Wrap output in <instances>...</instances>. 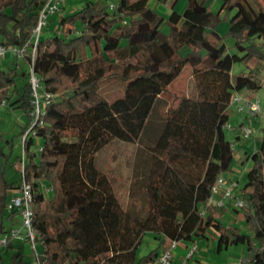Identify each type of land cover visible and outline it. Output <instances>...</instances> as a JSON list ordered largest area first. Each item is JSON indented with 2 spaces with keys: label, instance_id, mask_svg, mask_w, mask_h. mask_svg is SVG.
I'll return each instance as SVG.
<instances>
[{
  "label": "trees",
  "instance_id": "obj_1",
  "mask_svg": "<svg viewBox=\"0 0 264 264\" xmlns=\"http://www.w3.org/2000/svg\"><path fill=\"white\" fill-rule=\"evenodd\" d=\"M177 1L167 18L150 0H87L71 14H62L61 5L35 46L33 29L46 0H0V47L25 49L13 54L30 66L19 71V61L0 65V106L28 117L19 134L22 153L15 154L14 135L0 132V236L14 227L5 226V219L16 217L7 206L26 180L34 227L44 241L43 264H149L173 241L210 235L217 238L218 252L227 244H244L251 253L246 264H264V128L260 147L247 155L251 168L245 183L236 189L243 206L235 210L248 233L226 227L222 210L209 202L218 177L233 173L235 151L226 132L233 97L262 87L252 71L235 74L233 67L264 60V7L257 0H222L213 12L209 0H188L179 13ZM224 10H235L226 33L235 40V52L216 30ZM186 66L196 94L168 107L161 131L146 145L142 194L132 187L125 205L115 190L108 206L104 190L90 185L80 168L97 107L105 102L102 85L111 79L127 83L109 109L130 136L139 138L156 103ZM32 70L40 86L39 114ZM46 94L52 95L48 103ZM148 232L157 245L137 259ZM16 242L6 247L15 250ZM9 264L32 263L15 250Z\"/></svg>",
  "mask_w": 264,
  "mask_h": 264
},
{
  "label": "rangeland",
  "instance_id": "obj_2",
  "mask_svg": "<svg viewBox=\"0 0 264 264\" xmlns=\"http://www.w3.org/2000/svg\"><path fill=\"white\" fill-rule=\"evenodd\" d=\"M66 1V0H65ZM71 3L67 4L66 9L63 11L64 14L74 13L78 8L84 5L85 0H70ZM117 0H105L107 4L116 2ZM175 0H166L165 2H158L156 0H150L151 7L155 8L156 11L163 17L167 18L171 11V4ZM259 4L264 7L262 0H257ZM188 4V0H178L175 4V9L179 13H183ZM209 8L213 12H218L222 5V0H209ZM235 14V10H224L221 15V22L217 26V32L225 36L224 42L229 48L230 52H235L233 47L235 40L226 35L229 30L230 18ZM164 33H168L169 27L165 24L162 28ZM46 34H42L45 37ZM188 52V49H184L183 53ZM7 55H14L12 51H8ZM19 71L23 69L30 70V66L24 62L20 57ZM261 63L256 64L260 65ZM2 68L13 67L10 63H1ZM262 66L261 79L264 80V66ZM246 66L241 63H236L233 67V73H240ZM23 80L18 82V87L21 88ZM126 84L118 79H111L102 85L101 91L105 97V102L97 107V124L91 132L86 145L83 149L81 156L80 168L84 179L92 186H98L104 190L107 195V205L109 206L112 202L114 191L116 190L124 202L127 205L131 199L130 189L134 187L139 191L140 195L143 192L145 184V176L147 173L146 161V145L152 144L161 131L163 123L165 121V115L170 105H178L182 97L194 96L196 94L195 82L192 77L191 67L186 66L181 74L172 82L169 86L168 91L161 96L159 101L153 110L150 118V126L146 133L141 135L139 138H133L130 136L122 127L118 118L113 115L109 109L110 104L115 100L121 98L126 91ZM257 97L261 100L262 108L264 107V81L263 87L256 92ZM254 118L248 125L252 126L255 130V134L252 135L250 140L244 147L247 151L246 157L240 165L239 185L245 183L244 172H247L248 153L254 152L261 145V139L263 137L264 128V112L260 114L252 115ZM28 122V117L21 110H13L5 105L0 106V132L15 139V154L22 153L23 143L20 139V132ZM231 123V122H230ZM234 125L239 124V120L234 121ZM231 126V125H230ZM227 137L232 138V130L227 129ZM251 146V149L249 148ZM253 150V151H252ZM240 160V158H239ZM237 161L234 162L237 163ZM50 191L47 192L50 195ZM106 213V211H105ZM105 215V214H104ZM230 214L226 213L223 216V221L229 223ZM21 226V219L15 217L14 219H5V226L10 229L12 226ZM237 227L243 228L246 226L245 222H238ZM247 232V231H246ZM152 233L148 232L137 249L136 256L140 259L143 255L149 253L155 247V240ZM15 250H21L27 261L32 264H37L36 252L33 246L29 242H16ZM43 247L39 243L38 250L42 253ZM7 247L0 248V264H9L10 256L15 251Z\"/></svg>",
  "mask_w": 264,
  "mask_h": 264
},
{
  "label": "built area",
  "instance_id": "obj_3",
  "mask_svg": "<svg viewBox=\"0 0 264 264\" xmlns=\"http://www.w3.org/2000/svg\"><path fill=\"white\" fill-rule=\"evenodd\" d=\"M63 2L64 0H46L44 6L40 10L38 24L33 29V40L35 46L38 43L39 36L42 33L43 28L47 25L48 19L60 9ZM8 50L20 54L25 49L21 51L15 47H12L10 49L0 47V57L4 56ZM31 82L33 84L36 97V113L39 114L41 106L39 94L37 92L40 86L38 78L33 70ZM252 93L253 91H249V95L244 94V91L241 93H236L233 97L231 106L236 105L238 112H248L251 116L262 113L263 108L261 105V100L257 97V95L255 97L249 98ZM51 97L52 95L46 94L45 101L48 103ZM254 133L255 130L252 128V126L244 125L241 129L240 138L244 141L248 140ZM232 148L234 149V151H236V145L234 142L232 144ZM19 169L24 172V163L21 164ZM236 189V183H228L225 176L221 175L218 177L217 182L213 187L212 197L210 198L209 202L216 204L217 207L221 209L224 206L225 200H233L236 207H242L243 201L240 198L236 197ZM221 191H223L222 199L217 200L216 195L220 194ZM32 200L33 196L31 184H29L26 180H23L20 189L13 193V196L11 197L7 206V210L9 212H14V215L21 219V226L12 227L8 233L0 236V248L8 246V244H10L11 242H29L36 252L35 261H37V264H43L41 261L43 253H39L38 245L40 243L42 246L44 244V241L38 233L37 229L34 227ZM177 246L178 242L173 241L171 246L167 250H164L156 259V261L149 264H173L174 250L177 248ZM196 249L197 245H193L190 255H192Z\"/></svg>",
  "mask_w": 264,
  "mask_h": 264
},
{
  "label": "crops",
  "instance_id": "obj_4",
  "mask_svg": "<svg viewBox=\"0 0 264 264\" xmlns=\"http://www.w3.org/2000/svg\"><path fill=\"white\" fill-rule=\"evenodd\" d=\"M86 1L87 0H85V2ZM71 2L72 1L70 0H66L62 3V6H63L62 14H64L63 11L66 9L67 4ZM51 20L55 21V17H53ZM15 61H18V58L16 56L14 55L10 56V55H7L6 53L5 57L0 58V65L1 63L2 64L3 63L12 64ZM260 63L261 64L257 66L256 64H249L242 71H252L255 74L256 78L260 80L262 87H263L264 80L261 79V74L263 71L261 65L264 66V60L261 61ZM259 90L253 92L249 96V98L255 97L257 95L256 92H258ZM248 93H249L248 90L244 91V94L247 95ZM263 112H264V107H263ZM230 116H231L230 118L231 123H233L236 120L237 121L239 120L238 125H234L230 123L231 125L230 127L233 132L231 140L236 145L234 162L237 160L238 162L235 163L233 166V173L230 176L225 175V178L227 179L228 183H236L238 187L239 186L238 175L239 173H241L239 167L241 163L243 162L244 158L246 157L247 151H251V150L244 149V147L248 148L246 144L250 139L244 141L240 138L239 140H237V135L241 133L242 128L240 127L237 131H235V128H237L241 124L248 125V123L251 122L254 118H251V115L248 112H238L236 105H232L230 107ZM249 148L251 149V146H249ZM247 164H248V167H247V172H248L251 168V162L249 161ZM247 172L243 173L245 178H246ZM222 192L223 191H221L220 194L216 195L217 200L222 199ZM221 210H222L221 213H223V216L226 213L230 214L229 223L226 224L223 221L226 227H229L231 225L236 226L238 222H244L242 214L236 212L233 200H225L224 206L223 208H221ZM14 227L16 226L14 225ZM240 229L242 232L248 233L247 226L240 228ZM154 243H156V241ZM156 245L157 243L155 244V247ZM193 245H197V249L194 251L192 255H190L191 248ZM216 246H217V238L212 237V235L206 238L198 239L194 242H189V243L179 242L177 248L174 250L173 264H246L251 258V253L249 252L247 246L244 244H238V245L227 244L224 246L221 252H218L216 250Z\"/></svg>",
  "mask_w": 264,
  "mask_h": 264
}]
</instances>
